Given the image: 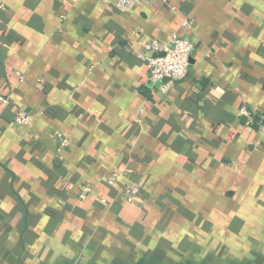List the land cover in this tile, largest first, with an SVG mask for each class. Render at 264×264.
Instances as JSON below:
<instances>
[{"label":"crops","instance_id":"obj_1","mask_svg":"<svg viewBox=\"0 0 264 264\" xmlns=\"http://www.w3.org/2000/svg\"><path fill=\"white\" fill-rule=\"evenodd\" d=\"M118 1L0 0V264H264V0Z\"/></svg>","mask_w":264,"mask_h":264},{"label":"built area","instance_id":"obj_2","mask_svg":"<svg viewBox=\"0 0 264 264\" xmlns=\"http://www.w3.org/2000/svg\"><path fill=\"white\" fill-rule=\"evenodd\" d=\"M145 3H148V0H119L115 8L120 12H128L137 5ZM181 26L186 29H192L193 23L189 20H184ZM145 50L148 56L139 54L138 58L147 66V82L151 86L162 82L164 84L161 87V91L167 92L171 86L188 77L193 45L187 39L174 36L168 42L151 40L145 45ZM239 116L245 120V127L251 129L257 128L264 131V123L257 121L255 116L247 109L242 108L239 111ZM15 122L20 126L26 127L32 124L31 117L24 112L17 113ZM58 142V152L62 154L67 146V139L58 135ZM116 178H118V175H114V179H110L108 183L114 185ZM141 190V186L139 185L127 189L126 196L128 201H134ZM89 192H91V189L85 188L83 196Z\"/></svg>","mask_w":264,"mask_h":264}]
</instances>
